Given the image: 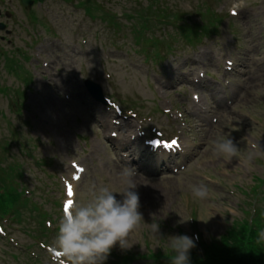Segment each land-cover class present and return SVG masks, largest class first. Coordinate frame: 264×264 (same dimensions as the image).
<instances>
[{
    "label": "rangeland",
    "instance_id": "obj_1",
    "mask_svg": "<svg viewBox=\"0 0 264 264\" xmlns=\"http://www.w3.org/2000/svg\"><path fill=\"white\" fill-rule=\"evenodd\" d=\"M75 1L76 4L79 2V0ZM201 1L162 0L159 4L154 5V8L159 9L166 5L170 9L190 13V11L200 8L203 4ZM215 1L217 7L225 6V9L238 3V0ZM93 2L96 5L118 11L122 18L120 19L122 23L120 29L115 31L114 27L110 28V25H106L107 22L101 17L91 18L90 12L86 8L79 7V4L78 7L77 5L72 7L68 5L67 0H44L43 3L41 2L43 8L48 11L50 22L56 25L58 34L62 36V41L56 40V37L46 30L47 24L41 18V4L37 3L32 6L37 16L36 20H32L29 11L21 5L19 0L0 2L2 11L4 9L15 11L13 22L4 15H0V20L7 21L9 29L15 31L11 35L15 39V43L11 46L6 39L0 38V85L4 84L6 78L9 85V87H0L4 93L9 94L8 96L2 95L0 91V157L6 155L4 139L14 138V132L23 140L38 138L36 145L29 142L24 150L41 158L57 157L60 161L56 165L49 164L48 170L54 174L53 178H50L52 180H44L34 169L36 177L28 183L45 181L48 189L61 198V185L57 188L55 184L57 169L64 166L65 162L69 166L71 161H80L78 158L84 156L92 145H96L98 154L101 156L95 163L104 162V168L102 170L98 167L91 168L93 165L89 164V172L78 187L77 200L82 203L91 198L88 188L92 183L111 184L115 191H119L118 173L126 165L117 160V155L110 149L109 144L105 145L102 132L97 125L99 122L93 116L94 112L100 113V110L93 108V104L82 87L81 70L82 63L86 62V58L78 56L77 47L70 42L71 33L76 30L75 22L83 21L81 32H85L88 41L92 42L90 43L92 49L95 43L102 47L103 56L106 50L113 54L112 62H107L106 67L112 71L114 79L123 90L124 98L138 101L140 99L138 96L144 95L145 100L153 102L154 92L151 83L155 80L151 71L147 70L143 64L144 57L140 52V45L132 37L131 29L134 25L123 18L125 11L134 12L135 9H140L142 6L148 7L150 1L93 0ZM244 4L248 11L242 19H234V22H237V30L232 29V31L238 37L234 57L239 65L234 74L235 78L245 84V92L235 107L222 111L216 124H206L207 128L202 130L201 139L203 143L205 135V140H207L205 151L203 149L196 163L189 169L176 175L155 174L156 171L142 167L151 164L149 158L139 159L138 154L133 156L138 164H132L129 167L135 168L137 173L135 177V182L138 184L136 191L139 193L140 211L145 221L141 222V225L131 235L130 243L133 244L131 247L133 250L149 253V250L157 251L165 245L168 247L165 239H157L151 235L149 224L153 220L160 222V232L164 237L179 235L177 228L182 229V234L191 237L193 227H191L190 219L194 214L196 215L195 226L204 237L209 238L224 232L232 219L243 216L241 210L243 197L241 195L240 198L236 197L227 188L231 187L236 190V187L239 186L247 187L251 184L253 175H261L264 171V154L253 148V145L264 146V65H258L259 57L264 55V0H244ZM4 34L6 32L0 30V36ZM43 39H45L43 42L47 43V46L49 45L47 49V46L43 48L45 55L56 65V68L51 67V70L58 78L60 77L63 81L65 79L67 84L65 88L74 99L72 102H66L64 109H57V103L62 102L58 97L62 100L63 98L56 88L50 86L48 80L40 78L44 77L40 71L37 72L38 76L32 83V76L27 67L29 62L23 54H18L20 60H10L9 54L1 53V51H7L13 47H27L24 41L29 40L30 44L28 45H31L32 42H42ZM186 44L188 42L179 37L174 43L175 49L179 53L188 52L190 47ZM27 50L30 52V47ZM217 53L216 49L215 56L210 61H206L205 66L211 69L217 68L216 60L222 64V58ZM181 63L183 72L179 78L180 71H178L175 81L180 79L184 84V80H187L192 69V63L186 58H183ZM38 65L41 71H46L42 61H39ZM88 66L93 68L94 75L101 77L99 75L101 67L97 66L95 50L90 56ZM154 70L161 71V64L154 63ZM31 84V92H26L28 94L23 101L24 95L20 87L26 88ZM108 88L115 90L110 82ZM168 90L182 102L184 94H174L173 92L178 91L177 85ZM134 91H139L141 94ZM150 105L152 104L150 103ZM148 111L149 109L144 110L146 113ZM160 124L166 127L167 119H164L162 123H157L156 126ZM74 126L77 127V130ZM227 137L232 138L239 149L236 156L229 157L218 153L214 147V141ZM11 143L14 144V140ZM152 172L153 174H151ZM199 184L206 185L208 189V196L204 200L195 197L191 191L193 185ZM185 196L190 197L191 204L186 203ZM117 198L119 199L120 196L117 195ZM181 220L186 222L181 223ZM28 232L24 230L11 234V236L24 244H29L31 237ZM5 249L14 251L7 246L4 238V241L0 240V264H16L12 260V255L6 256V251H3ZM114 250L122 252L119 247ZM163 250L165 251L166 248ZM147 262L151 261L147 260ZM143 263L144 261H141L136 264ZM145 264L147 263L145 262Z\"/></svg>",
    "mask_w": 264,
    "mask_h": 264
},
{
    "label": "clouds",
    "instance_id": "obj_2",
    "mask_svg": "<svg viewBox=\"0 0 264 264\" xmlns=\"http://www.w3.org/2000/svg\"><path fill=\"white\" fill-rule=\"evenodd\" d=\"M244 6V0H238L235 5L237 10ZM214 147L218 153L229 157L236 156L239 150L230 137L214 141ZM253 148L264 154V146L253 145ZM136 176L135 168L125 166L118 173L119 191H115L111 184L92 183L88 188L90 199L83 203L77 200L64 210L52 246L69 264H104L114 248L119 247L121 251L131 249V235L141 222H145L136 191ZM191 191L201 200L208 196L207 186L203 184L193 185ZM183 222L186 221L181 220ZM149 227L153 237L167 241L173 252L171 264H190V253L197 246L198 237L186 234L164 237L160 222L156 220Z\"/></svg>",
    "mask_w": 264,
    "mask_h": 264
},
{
    "label": "trees",
    "instance_id": "obj_3",
    "mask_svg": "<svg viewBox=\"0 0 264 264\" xmlns=\"http://www.w3.org/2000/svg\"><path fill=\"white\" fill-rule=\"evenodd\" d=\"M235 234V230H229L221 238L210 243L208 251L216 262L218 264H264V255L258 256L251 253L255 247L242 242L238 243L239 240Z\"/></svg>",
    "mask_w": 264,
    "mask_h": 264
},
{
    "label": "snow or ice",
    "instance_id": "obj_4",
    "mask_svg": "<svg viewBox=\"0 0 264 264\" xmlns=\"http://www.w3.org/2000/svg\"><path fill=\"white\" fill-rule=\"evenodd\" d=\"M234 14H235V13H234ZM171 143H172V145H175L177 142H176V141H172ZM81 171H83V169H81ZM72 194H73V190H72L71 185H69V187H68V195L71 196ZM71 203H72V201L69 200V201L67 202L66 208L69 207V206L71 205Z\"/></svg>",
    "mask_w": 264,
    "mask_h": 264
},
{
    "label": "water",
    "instance_id": "obj_5",
    "mask_svg": "<svg viewBox=\"0 0 264 264\" xmlns=\"http://www.w3.org/2000/svg\"><path fill=\"white\" fill-rule=\"evenodd\" d=\"M25 1V3H28V2H30V0H24Z\"/></svg>",
    "mask_w": 264,
    "mask_h": 264
}]
</instances>
